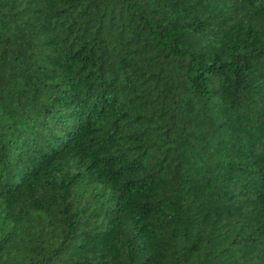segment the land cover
<instances>
[{"label":"trees","instance_id":"obj_1","mask_svg":"<svg viewBox=\"0 0 264 264\" xmlns=\"http://www.w3.org/2000/svg\"><path fill=\"white\" fill-rule=\"evenodd\" d=\"M0 264H264V0H0Z\"/></svg>","mask_w":264,"mask_h":264}]
</instances>
